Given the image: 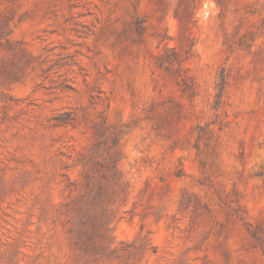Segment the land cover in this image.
<instances>
[{
	"label": "rangeland",
	"instance_id": "1",
	"mask_svg": "<svg viewBox=\"0 0 264 264\" xmlns=\"http://www.w3.org/2000/svg\"><path fill=\"white\" fill-rule=\"evenodd\" d=\"M0 264H264V0H0Z\"/></svg>",
	"mask_w": 264,
	"mask_h": 264
},
{
	"label": "trees",
	"instance_id": "2",
	"mask_svg": "<svg viewBox=\"0 0 264 264\" xmlns=\"http://www.w3.org/2000/svg\"><path fill=\"white\" fill-rule=\"evenodd\" d=\"M157 63L159 64L160 67H163L165 68L166 70H169L170 71V67H168V65H164V62H167V63H172L174 62L176 64V68H174L173 70H171V72L173 74H175V76H177V78L179 77V82H182L183 84L184 83V78L183 77H180V70H181V67H180V64L178 62V59H177V52L175 50H172L171 51V54L168 55L166 54V52H164L163 54H161L159 57H157ZM160 60H164L162 63H160ZM178 71V73H176ZM224 80H225V77L223 75H221L219 77V83H218V92H220L221 88L223 87L224 85ZM219 98V97H217ZM197 129H201L200 126H197Z\"/></svg>",
	"mask_w": 264,
	"mask_h": 264
}]
</instances>
